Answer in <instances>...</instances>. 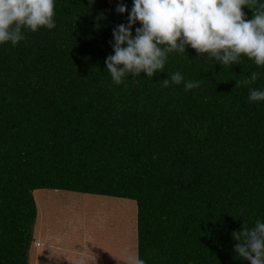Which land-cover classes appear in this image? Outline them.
<instances>
[{
    "label": "trees",
    "instance_id": "trees-1",
    "mask_svg": "<svg viewBox=\"0 0 264 264\" xmlns=\"http://www.w3.org/2000/svg\"><path fill=\"white\" fill-rule=\"evenodd\" d=\"M122 2L125 14L118 0H54V29L0 44V264H28L40 190L134 201L146 264H248L232 232L264 222V101L248 99L264 66L188 46L152 79L115 85L105 60ZM175 72L200 86L163 87Z\"/></svg>",
    "mask_w": 264,
    "mask_h": 264
},
{
    "label": "clouds",
    "instance_id": "clouds-1",
    "mask_svg": "<svg viewBox=\"0 0 264 264\" xmlns=\"http://www.w3.org/2000/svg\"><path fill=\"white\" fill-rule=\"evenodd\" d=\"M244 7L253 13L250 20L242 11ZM127 11V5L118 0L116 12ZM54 15V0H0V44L10 42L15 47L25 39L27 31L54 29ZM137 23L141 27L135 28L133 34ZM112 35L114 54L106 58V69L112 83L125 88L129 75L139 77L146 73L152 79L164 70L170 54H186L188 46L196 51L197 58L207 53V60L215 59L223 67L239 65L241 56L264 66V2L133 0L128 23L117 25ZM258 75L253 72L250 79L236 81V88L254 84ZM161 84L165 88L183 84L185 91L200 86L197 81H185L180 72L170 73ZM248 99L250 103L262 102L264 91L249 87ZM243 212L240 209L241 216ZM232 238L236 241V256L248 264H264V222L258 219L251 228L244 222L239 231L232 232ZM32 244L37 247L35 242ZM131 264L146 262L137 255L131 258Z\"/></svg>",
    "mask_w": 264,
    "mask_h": 264
},
{
    "label": "rangeland",
    "instance_id": "rangeland-1",
    "mask_svg": "<svg viewBox=\"0 0 264 264\" xmlns=\"http://www.w3.org/2000/svg\"><path fill=\"white\" fill-rule=\"evenodd\" d=\"M33 198V242L45 245L55 235L61 243L47 257L30 245L28 264H131L137 256L134 201L65 191H35Z\"/></svg>",
    "mask_w": 264,
    "mask_h": 264
},
{
    "label": "crops",
    "instance_id": "crops-1",
    "mask_svg": "<svg viewBox=\"0 0 264 264\" xmlns=\"http://www.w3.org/2000/svg\"><path fill=\"white\" fill-rule=\"evenodd\" d=\"M40 191H52V190H40ZM55 192H58V191H55ZM67 193H70V192H67ZM71 193L72 194H79V193H73V192H71ZM36 223H35V226H34V230L36 229ZM34 233L35 232H33V234ZM45 236H46V233H45ZM59 239L55 235L53 236V239L52 240H51V238H47L48 243L45 244V245H42L41 244L38 249L42 248V252H45V254H47L46 257L49 256L50 254H55V252H56V245L61 243V242L59 243ZM38 249H37V251H39ZM39 257H43V254L41 253L39 255Z\"/></svg>",
    "mask_w": 264,
    "mask_h": 264
},
{
    "label": "built area",
    "instance_id": "built-area-1",
    "mask_svg": "<svg viewBox=\"0 0 264 264\" xmlns=\"http://www.w3.org/2000/svg\"><path fill=\"white\" fill-rule=\"evenodd\" d=\"M35 245L38 247L40 244L39 243H36Z\"/></svg>",
    "mask_w": 264,
    "mask_h": 264
}]
</instances>
